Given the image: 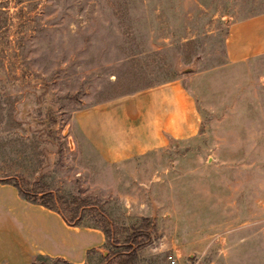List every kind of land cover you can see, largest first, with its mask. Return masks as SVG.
I'll use <instances>...</instances> for the list:
<instances>
[{"label": "rangeland", "instance_id": "374dc122", "mask_svg": "<svg viewBox=\"0 0 264 264\" xmlns=\"http://www.w3.org/2000/svg\"><path fill=\"white\" fill-rule=\"evenodd\" d=\"M260 13L264 0H0V179L84 203L80 224L149 217L136 264H264V52L224 50L229 24ZM170 78L196 99L193 136L128 172L75 136L74 109Z\"/></svg>", "mask_w": 264, "mask_h": 264}, {"label": "crops", "instance_id": "0c3cea01", "mask_svg": "<svg viewBox=\"0 0 264 264\" xmlns=\"http://www.w3.org/2000/svg\"><path fill=\"white\" fill-rule=\"evenodd\" d=\"M224 50L230 62L264 52V13L231 22ZM195 101L178 78H170L76 108L71 118L75 136L108 169L128 172L172 141L196 133ZM104 242L99 228L68 224L55 210L21 198L12 184L0 181V264H30L36 255L81 264L88 249Z\"/></svg>", "mask_w": 264, "mask_h": 264}, {"label": "trees", "instance_id": "16d2710c", "mask_svg": "<svg viewBox=\"0 0 264 264\" xmlns=\"http://www.w3.org/2000/svg\"><path fill=\"white\" fill-rule=\"evenodd\" d=\"M0 181L12 184L21 198L55 210L66 223H80L81 212L85 208L84 203H75L71 199H67L57 193H52L50 190L44 189L41 185L23 178L0 179ZM95 214L97 216L94 217L91 225L99 228L103 232L105 242L109 246L105 254H103V264H136L137 249L149 243L153 238L154 226L152 220L147 216H143L137 224L124 225L116 223L102 211L96 210ZM91 250L93 248L88 249L86 254ZM39 257L47 258L49 264L56 262L75 264L63 258L48 255H36L33 258ZM33 258L30 264H33Z\"/></svg>", "mask_w": 264, "mask_h": 264}, {"label": "built area", "instance_id": "2783aa9c", "mask_svg": "<svg viewBox=\"0 0 264 264\" xmlns=\"http://www.w3.org/2000/svg\"><path fill=\"white\" fill-rule=\"evenodd\" d=\"M168 258H170V255H168Z\"/></svg>", "mask_w": 264, "mask_h": 264}]
</instances>
